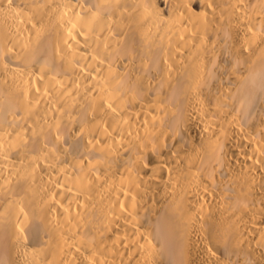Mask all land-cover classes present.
Here are the masks:
<instances>
[{
  "label": "bare ground",
  "instance_id": "1",
  "mask_svg": "<svg viewBox=\"0 0 264 264\" xmlns=\"http://www.w3.org/2000/svg\"><path fill=\"white\" fill-rule=\"evenodd\" d=\"M0 264H264V0H0Z\"/></svg>",
  "mask_w": 264,
  "mask_h": 264
}]
</instances>
